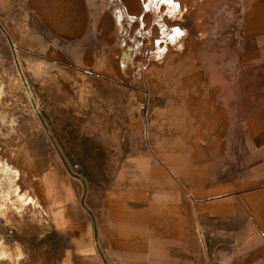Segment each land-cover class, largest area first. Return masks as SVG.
Masks as SVG:
<instances>
[{"label":"rangeland","instance_id":"rangeland-1","mask_svg":"<svg viewBox=\"0 0 264 264\" xmlns=\"http://www.w3.org/2000/svg\"><path fill=\"white\" fill-rule=\"evenodd\" d=\"M176 1L181 19L151 0H0V154L19 184L0 188V264H176L127 242L128 213L158 207L165 162L185 176L199 161L220 191L215 136L252 91L234 69L245 0ZM161 15L185 36L159 55Z\"/></svg>","mask_w":264,"mask_h":264},{"label":"crops","instance_id":"crops-1","mask_svg":"<svg viewBox=\"0 0 264 264\" xmlns=\"http://www.w3.org/2000/svg\"><path fill=\"white\" fill-rule=\"evenodd\" d=\"M244 4L246 18L234 69L250 74L242 82L252 91L238 94L236 100L251 104L247 110H229L227 118L232 120L226 122V134L215 136L216 155L222 148L226 151V182L218 191L213 173H200L195 159L196 168L185 176L179 170L169 172L170 165L182 162H165L157 177L163 182L159 201H149V206L158 207L132 205L126 218L140 231L127 242L146 246L145 239L149 244L158 240L170 254L161 261L200 264L204 260L200 247L205 245L207 264L210 260V264H264V0ZM211 163L208 158L206 165ZM111 239L112 246L125 244L118 236Z\"/></svg>","mask_w":264,"mask_h":264},{"label":"bare ground","instance_id":"bare-ground-1","mask_svg":"<svg viewBox=\"0 0 264 264\" xmlns=\"http://www.w3.org/2000/svg\"><path fill=\"white\" fill-rule=\"evenodd\" d=\"M151 2L152 3L150 4L149 8H152V9H155L152 7L153 5H155V7L156 6L159 7L160 5H165L166 14L172 17V19L173 18L181 19L180 17H182V14L185 12L184 8H186V7L182 8V6H180V4L176 0H151ZM155 12H156V9H155ZM127 14H129L128 10H127ZM124 15H125V11H122V17H124ZM162 15L158 16L159 19L157 21H159L158 24L161 29L162 36H165V38L167 37V39L157 42L158 43L157 45H159L158 46L159 55L163 54L165 51L169 49L168 44L172 46L175 45L173 48H176V45L177 44L179 45V43L181 44L183 37L185 36L184 31H181L178 28H174L172 31H170L168 29L169 27L167 28L166 22L164 20L162 21L163 19ZM163 43H164V46L161 47ZM17 175H18V170L8 161L4 160L0 154V188L2 187L1 185L3 184V182H6L7 186H4L3 188H5V190L8 192L4 195H8L9 193H12L13 191H15L16 193L18 192L19 184L17 182V177H16ZM1 178H3V180H1ZM4 195L0 191V197H4Z\"/></svg>","mask_w":264,"mask_h":264}]
</instances>
